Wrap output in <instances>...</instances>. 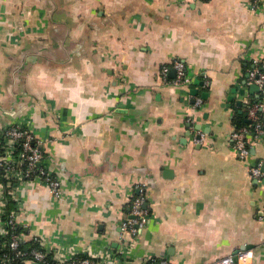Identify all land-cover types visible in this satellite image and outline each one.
<instances>
[{"label":"crops","instance_id":"1","mask_svg":"<svg viewBox=\"0 0 264 264\" xmlns=\"http://www.w3.org/2000/svg\"><path fill=\"white\" fill-rule=\"evenodd\" d=\"M252 2L0 0V127L42 138L63 186L54 197L31 181L26 237L115 248L143 184L131 264H210L239 249L264 264V175L249 173L264 134L249 136L244 158L230 139L257 97L248 69L264 58V0ZM175 59L188 82L172 81Z\"/></svg>","mask_w":264,"mask_h":264},{"label":"built area","instance_id":"2","mask_svg":"<svg viewBox=\"0 0 264 264\" xmlns=\"http://www.w3.org/2000/svg\"><path fill=\"white\" fill-rule=\"evenodd\" d=\"M257 4L259 0H253L252 6ZM171 65L175 70L174 83L190 80L182 60L175 59ZM167 69V65L162 66L163 74ZM247 79L258 88L257 97L246 109L249 124L237 125L230 132L232 146L240 158L250 152V134H264V58L256 60L248 69ZM201 101V96H194L195 105ZM44 161L43 140L30 128L19 122L0 127V264H131L128 259L130 236L136 235L147 219L143 184L137 185L138 193L130 201L128 216L121 224L120 243L115 248L95 252L76 250L54 247L36 234L26 237L27 225L18 219V214L22 211L23 195L31 181L40 180L54 197L63 193L62 177ZM263 162L264 159H260L249 168L250 175L257 181L264 175L261 169ZM24 241H32L33 244L24 245ZM250 257L249 249H239L234 254L212 260L210 264H247ZM144 264L168 262L166 258H148Z\"/></svg>","mask_w":264,"mask_h":264},{"label":"trees","instance_id":"3","mask_svg":"<svg viewBox=\"0 0 264 264\" xmlns=\"http://www.w3.org/2000/svg\"><path fill=\"white\" fill-rule=\"evenodd\" d=\"M240 124H249V121L246 118L242 117L241 119H239V121L236 122V125H240ZM250 136H252V133L250 134ZM33 242L32 241H24V245H32Z\"/></svg>","mask_w":264,"mask_h":264},{"label":"water","instance_id":"4","mask_svg":"<svg viewBox=\"0 0 264 264\" xmlns=\"http://www.w3.org/2000/svg\"><path fill=\"white\" fill-rule=\"evenodd\" d=\"M251 88L252 89H257V86L255 84H251ZM262 169H264V163L262 165ZM231 264H236L235 262L231 263Z\"/></svg>","mask_w":264,"mask_h":264}]
</instances>
